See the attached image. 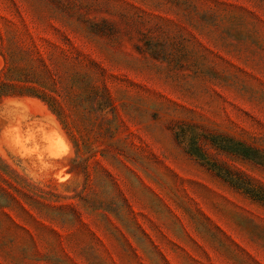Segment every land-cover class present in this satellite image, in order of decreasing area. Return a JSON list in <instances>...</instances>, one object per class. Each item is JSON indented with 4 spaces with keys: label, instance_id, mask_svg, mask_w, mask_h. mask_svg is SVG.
<instances>
[{
    "label": "rangeland",
    "instance_id": "obj_1",
    "mask_svg": "<svg viewBox=\"0 0 264 264\" xmlns=\"http://www.w3.org/2000/svg\"><path fill=\"white\" fill-rule=\"evenodd\" d=\"M19 55L58 103L0 95V264H264V0H0Z\"/></svg>",
    "mask_w": 264,
    "mask_h": 264
},
{
    "label": "trees",
    "instance_id": "obj_2",
    "mask_svg": "<svg viewBox=\"0 0 264 264\" xmlns=\"http://www.w3.org/2000/svg\"><path fill=\"white\" fill-rule=\"evenodd\" d=\"M22 58L26 61L25 66L22 62ZM7 60V58L5 57ZM12 63H19L20 69H11L8 72V76H16L15 79H8L7 82H4L0 85V95L1 94H17V95H27L40 98L48 103L51 108L56 111L54 104H57V98L54 96L57 92V85L51 81L47 75L42 72L43 70L38 69L36 66H33L29 62L28 58L24 55H19L18 58L10 59ZM44 70L45 64H43ZM81 76L77 74L76 77ZM74 77V78H76ZM75 88L74 80L71 81ZM86 86V84H83ZM178 136V134H176ZM190 153H194L191 150H188ZM201 159L200 157H197ZM220 169V168H218ZM228 181L234 184L242 185L244 183L240 177L236 176L230 171H227ZM248 192L253 190L246 186ZM10 199V198H9ZM12 201V200H11ZM13 202V201H12Z\"/></svg>",
    "mask_w": 264,
    "mask_h": 264
}]
</instances>
